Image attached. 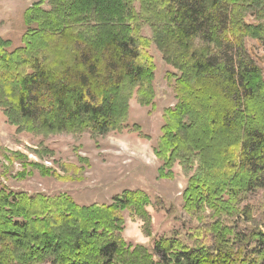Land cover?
Instances as JSON below:
<instances>
[{
    "label": "trees",
    "instance_id": "1",
    "mask_svg": "<svg viewBox=\"0 0 264 264\" xmlns=\"http://www.w3.org/2000/svg\"><path fill=\"white\" fill-rule=\"evenodd\" d=\"M23 25L17 46L0 36V110L17 130L129 128L132 98L155 107V44L176 100L154 148L158 177L171 179L176 164L192 172L182 199L196 226L131 245L119 235L126 211L151 236L140 190L80 205L64 192L2 187L0 264H264V76L254 61L263 57L243 43L264 40V0H36ZM32 152L64 174L15 151V176L79 181L87 161H55L42 142Z\"/></svg>",
    "mask_w": 264,
    "mask_h": 264
},
{
    "label": "rangeland",
    "instance_id": "2",
    "mask_svg": "<svg viewBox=\"0 0 264 264\" xmlns=\"http://www.w3.org/2000/svg\"><path fill=\"white\" fill-rule=\"evenodd\" d=\"M34 1L36 0H0V36L12 40L15 46L20 44L24 31L23 12ZM249 22H253V19L250 18ZM142 32L150 37L146 27ZM231 42L237 45L239 40ZM243 43L245 47L252 49L257 58L263 57L259 63L255 58L254 61L262 69L264 76V40L257 42L244 39ZM148 53L155 65V107H143L132 98L126 120L129 128L122 132L109 131L104 135H93L89 131L80 133L57 130L44 133L30 128L17 130L7 122L0 110V188L28 193L41 192L50 196L64 192L80 205L109 203L123 190H140L151 202L146 207L151 218V236L144 233V223L126 211L123 213V231L119 234L126 243L142 244L150 248L157 237L173 233L183 237L190 233L196 222L183 210L182 192L192 172H186L180 164H176L171 179L159 178L158 168L161 163L154 154L163 123V111L176 102L172 82L166 77L167 72L173 69L166 65L155 44L149 46ZM133 124L141 127V134L131 130ZM41 142L54 152L52 157H55V161L59 159L75 164L78 160L82 161L81 158L87 159L83 161L85 164L82 165V170L77 172L79 175L76 174L75 178H79V181H59L53 177H43L36 171L26 178L15 176L21 171L20 163L13 158L15 151L36 162L42 161L48 167H55L60 174H64L57 162H51L50 155L38 158L32 152ZM260 195H264L263 190Z\"/></svg>",
    "mask_w": 264,
    "mask_h": 264
}]
</instances>
